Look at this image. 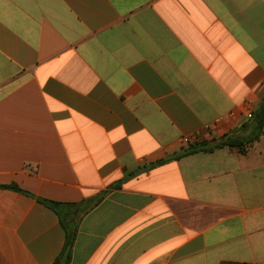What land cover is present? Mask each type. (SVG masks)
<instances>
[{
  "label": "crops",
  "instance_id": "crops-1",
  "mask_svg": "<svg viewBox=\"0 0 264 264\" xmlns=\"http://www.w3.org/2000/svg\"><path fill=\"white\" fill-rule=\"evenodd\" d=\"M263 100L264 0H0V264H264Z\"/></svg>",
  "mask_w": 264,
  "mask_h": 264
},
{
  "label": "trees",
  "instance_id": "trees-1",
  "mask_svg": "<svg viewBox=\"0 0 264 264\" xmlns=\"http://www.w3.org/2000/svg\"><path fill=\"white\" fill-rule=\"evenodd\" d=\"M254 120H255V124H256V129H258V133L256 134V136L254 137L253 140H257L259 138V135L262 132L261 130L264 126V100L259 105L258 110L254 113ZM249 142L250 141L239 142L237 140L230 139L229 137H221L219 140L215 141L211 145H209L207 143L190 144L187 147L183 148L182 151L178 155L170 157V158L165 159V160L158 161L154 165L163 164L168 160L177 159V158L187 156L190 154H194V153H197L200 151H211L215 148H220V147H224V146L242 147ZM99 200L100 199L97 198L95 201H93V203H90V204L84 206V212H87L90 209H92L95 205L98 204ZM42 203L55 212H57L58 207L61 206V204L56 203V202H51V201H42ZM66 232H67V236H66V243H65L64 250H63L62 254L56 259V261L53 264H60L61 260H64L63 261L64 263H67L69 261V255H70V250H71V247L73 244L74 234L71 230H68V231L66 230ZM221 264H242V263L224 262Z\"/></svg>",
  "mask_w": 264,
  "mask_h": 264
}]
</instances>
